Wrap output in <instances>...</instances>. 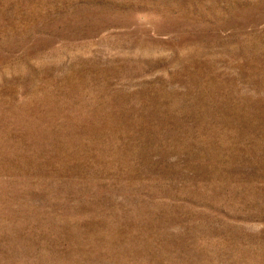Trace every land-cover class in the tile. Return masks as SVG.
Masks as SVG:
<instances>
[{
	"label": "rangeland",
	"instance_id": "rangeland-1",
	"mask_svg": "<svg viewBox=\"0 0 264 264\" xmlns=\"http://www.w3.org/2000/svg\"><path fill=\"white\" fill-rule=\"evenodd\" d=\"M0 264H264V0H0Z\"/></svg>",
	"mask_w": 264,
	"mask_h": 264
}]
</instances>
